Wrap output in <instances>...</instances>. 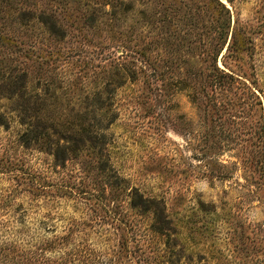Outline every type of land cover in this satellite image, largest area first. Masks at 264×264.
<instances>
[{
	"label": "rangeland",
	"instance_id": "rangeland-1",
	"mask_svg": "<svg viewBox=\"0 0 264 264\" xmlns=\"http://www.w3.org/2000/svg\"><path fill=\"white\" fill-rule=\"evenodd\" d=\"M33 1L38 8L48 9L46 0ZM184 1L187 6L176 2L175 9L167 10L169 17L174 16L167 25L158 21L163 18L160 0H117L104 9H97L100 0H66L59 7L63 37L48 36L38 22L26 17L16 18L9 29L15 31L14 40L35 44L36 49L41 46L36 52L48 61L41 69L48 80L59 79L63 85L76 81L77 85L70 86L74 102L79 101L76 94L82 97L93 92L114 66L123 67V74H135L133 81L112 93L108 110L104 107L115 114L106 129L112 166L146 194L163 196L176 218L190 220L189 226L208 224L214 229L211 241L200 244L202 251L216 252L211 264H250L236 247L246 241L250 226L264 223V200L251 193L247 167L254 153L264 165V0H221L229 13L209 5L208 0ZM93 9L94 17L88 20ZM190 16L198 21L189 22ZM224 18L230 19L227 41L232 32L238 41L249 40V51L239 59L224 57L241 82L233 83L208 104L201 97L205 104L196 106L180 83L186 75L184 60L204 66L200 46L207 48L208 43L221 40L217 32ZM43 40L63 41L50 56ZM189 42L199 45L196 53H188ZM21 47L30 48L28 44ZM142 48L149 55L142 56ZM224 52L225 48L218 57L221 68ZM10 55L16 63L26 61L35 86L36 63L29 66L31 60L18 52ZM84 64L86 74L79 72ZM251 90L261 101L259 107L253 105ZM16 129L14 124L10 130L0 127V155ZM25 157L29 164L41 166L36 154L26 153ZM260 169L264 171V167ZM209 171L231 177H208L205 172ZM252 176L264 190L257 173ZM8 182V176L0 174V186ZM66 205L71 210L70 203Z\"/></svg>",
	"mask_w": 264,
	"mask_h": 264
},
{
	"label": "trees",
	"instance_id": "trees-1",
	"mask_svg": "<svg viewBox=\"0 0 264 264\" xmlns=\"http://www.w3.org/2000/svg\"><path fill=\"white\" fill-rule=\"evenodd\" d=\"M18 1L0 0V127H17L5 145L6 152L0 155V174L9 180L8 185L0 186V264H211V255L216 252L202 251L200 244L211 241L214 229L208 224L189 226L190 220L176 218L163 196L146 194L131 185L111 164L106 129L115 114L104 107L108 110L113 92L133 81L135 74H123V67L114 66L93 92L82 97L76 94L79 101L74 102L70 86L76 81L63 85L59 79L48 80L45 69L41 71L42 63L48 61L36 52L41 46L36 49L35 44L14 40L15 31L9 29L16 18L26 17L38 22L48 36L63 37L59 7L66 0H46L48 9L38 8L33 0H22L20 6ZM116 1L100 0L97 9ZM176 2L187 6L184 0H160L163 18L158 21L172 23L174 16L169 17L167 10L175 9ZM208 4L229 13L221 0H208ZM95 10L88 20L93 19ZM196 21L198 18L190 16L189 22ZM219 26L217 38L221 40L208 43L207 48L200 46L205 54L203 67L184 60L186 75L180 83L196 106L205 104L201 97L208 104L212 97L241 82L224 57L239 59L249 51V40L238 41L232 32L227 41L229 18L221 19ZM43 41L52 56L63 40ZM23 44L30 48L24 49ZM200 47L193 42L186 44L188 53H196ZM224 48L221 68L218 57ZM13 52L31 60L29 66L36 63L35 86L28 64L25 60L16 63L10 55ZM139 53L149 55L144 48ZM86 67L81 66L79 72L86 74ZM251 93L253 105L259 107V97ZM26 153L36 154L41 166L29 164ZM247 163L251 193L264 200V190L252 176L257 173L264 182L263 161L254 153ZM205 173L219 179L231 177L218 171ZM236 248L245 253L250 264H264V223L250 226L246 241Z\"/></svg>",
	"mask_w": 264,
	"mask_h": 264
}]
</instances>
